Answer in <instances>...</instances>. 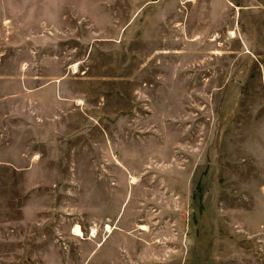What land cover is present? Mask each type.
<instances>
[{
	"label": "rangeland",
	"instance_id": "rangeland-1",
	"mask_svg": "<svg viewBox=\"0 0 264 264\" xmlns=\"http://www.w3.org/2000/svg\"><path fill=\"white\" fill-rule=\"evenodd\" d=\"M0 264H264V0H0Z\"/></svg>",
	"mask_w": 264,
	"mask_h": 264
},
{
	"label": "crops",
	"instance_id": "crops-1",
	"mask_svg": "<svg viewBox=\"0 0 264 264\" xmlns=\"http://www.w3.org/2000/svg\"><path fill=\"white\" fill-rule=\"evenodd\" d=\"M57 81H58V80H57ZM55 82H56V81H55ZM49 85H50V84H48L47 86H49ZM45 86H46V85H45ZM57 87H58V85H57ZM58 95H59V98H61V99L64 100L65 102H66V101H70V100H72V102L74 103V105H80V104L82 103V100L79 98L80 96H79V97L77 96V97L72 98L71 95H69V94H67V95H65V94L63 95V94H62V95H61V94L58 93ZM40 97H41V96H40ZM55 97H56V96H55ZM36 100H38V96H37V95H34V96H32V98H31L30 101L32 102V101H36ZM79 100H81V103H80V104L78 103ZM73 107H74V106H73ZM29 119H31V118L29 117ZM31 120H32V119H31ZM33 122H34V121H33ZM20 129H30V128H28V127H23V126H22Z\"/></svg>",
	"mask_w": 264,
	"mask_h": 264
},
{
	"label": "bare ground",
	"instance_id": "bare-ground-1",
	"mask_svg": "<svg viewBox=\"0 0 264 264\" xmlns=\"http://www.w3.org/2000/svg\"><path fill=\"white\" fill-rule=\"evenodd\" d=\"M107 227L110 229V226H109V225H108ZM75 232H76L77 234H82V233H81L82 231H81L79 225H77V227H76V229H75Z\"/></svg>",
	"mask_w": 264,
	"mask_h": 264
}]
</instances>
